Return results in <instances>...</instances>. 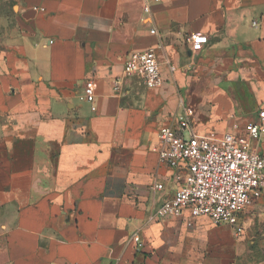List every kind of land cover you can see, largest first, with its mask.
I'll return each instance as SVG.
<instances>
[{
	"label": "crops",
	"instance_id": "obj_1",
	"mask_svg": "<svg viewBox=\"0 0 264 264\" xmlns=\"http://www.w3.org/2000/svg\"><path fill=\"white\" fill-rule=\"evenodd\" d=\"M147 1L17 0L0 47V264H256L244 214L258 199L240 236L206 217L161 220L179 183L153 147L185 107L201 134L258 120L264 0H162L146 14ZM194 33L209 40L198 53ZM151 49L161 88L124 73ZM252 148L264 157V137Z\"/></svg>",
	"mask_w": 264,
	"mask_h": 264
},
{
	"label": "built area",
	"instance_id": "obj_2",
	"mask_svg": "<svg viewBox=\"0 0 264 264\" xmlns=\"http://www.w3.org/2000/svg\"><path fill=\"white\" fill-rule=\"evenodd\" d=\"M161 1H147L144 12L151 14V4ZM253 25L257 26L258 22ZM151 33L156 34V29ZM208 41L206 35L192 34V52L202 51ZM124 73L141 77L148 88L164 85L155 49L132 54L124 65ZM121 87L120 80L113 83L115 92L119 93ZM85 93L96 111V88L92 81L86 83ZM195 114V109L185 107L175 127L160 130L158 143L153 147L161 162L174 171L173 178L179 183L173 197L157 209L156 216L165 220L188 214L190 226L196 219L206 217L214 224L230 225L240 236L244 233L240 214L264 195V157L252 148L254 141L264 137V108L257 112L258 120L246 126V134L239 133L237 124L233 131L221 136L201 134L195 128ZM155 188L162 190L164 186ZM135 241L143 246L139 237Z\"/></svg>",
	"mask_w": 264,
	"mask_h": 264
},
{
	"label": "rangeland",
	"instance_id": "obj_3",
	"mask_svg": "<svg viewBox=\"0 0 264 264\" xmlns=\"http://www.w3.org/2000/svg\"><path fill=\"white\" fill-rule=\"evenodd\" d=\"M17 0H0V47L5 45L15 35ZM251 219L249 243L252 248V262H264V195L244 214Z\"/></svg>",
	"mask_w": 264,
	"mask_h": 264
}]
</instances>
